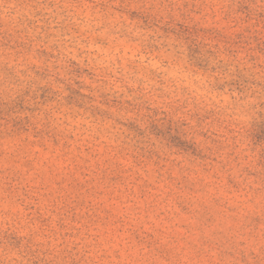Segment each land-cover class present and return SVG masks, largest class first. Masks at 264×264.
I'll return each mask as SVG.
<instances>
[{"label":"rangeland","instance_id":"1","mask_svg":"<svg viewBox=\"0 0 264 264\" xmlns=\"http://www.w3.org/2000/svg\"><path fill=\"white\" fill-rule=\"evenodd\" d=\"M0 264H264V0H0Z\"/></svg>","mask_w":264,"mask_h":264}]
</instances>
